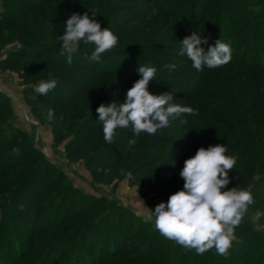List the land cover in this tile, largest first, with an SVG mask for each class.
<instances>
[{"label": "rangeland", "instance_id": "374dc122", "mask_svg": "<svg viewBox=\"0 0 264 264\" xmlns=\"http://www.w3.org/2000/svg\"><path fill=\"white\" fill-rule=\"evenodd\" d=\"M74 2H77V5L75 4L74 8L69 11L65 10L57 13L58 20H60V28H63V30L55 36L44 40L42 44H38L39 46L37 49H47L49 52L59 50L61 42L59 41L58 36L63 35L66 21L70 18L73 12L79 14L87 12L89 17L92 18L94 11L96 12L94 18L100 22L101 27L109 28L112 32H117V36L119 37L118 46L107 54L114 56L117 50H122L123 48H127L125 46L131 45L128 44V42L134 38L139 47L148 48L152 55L150 57L158 58L161 64L160 66L159 64H156L159 66L155 67L159 77H157V80L150 82L148 86L149 91L153 94L169 93V90L165 88L163 84L166 80L164 78L167 73L162 74V66L174 63L177 67L172 72H180V68L186 67L184 62L186 56H181L179 54L181 48L180 43L182 42L180 39V31L176 26H172L170 20L160 12L163 10L162 7H155L157 4H162L164 0H74ZM233 3L237 5L238 14L248 16V21L242 23L237 29V35L240 36V41L246 44V46H257L256 44H259V41L256 42L254 39L252 31L253 27L251 28V24H254L253 30L256 29L259 33L264 32L263 0H233ZM198 8V11L200 12L195 15L196 18L199 17L201 11L205 10L206 5H203V3L200 2ZM40 12L43 14H40L37 19L38 22L44 21L46 15L50 13L48 10H40ZM37 20L36 18H29L22 26L19 25L14 32L15 37L13 39H6V37L0 39V60L6 57L7 52L21 50L23 48L24 45L18 41V37L22 39L23 36H25L23 32L24 29H27L28 32L26 34L30 35V30H35L33 24H35ZM174 21L177 22L178 19H174ZM236 21L237 15L231 16L229 11H227V13L222 16L220 30L222 31L227 23ZM142 31H150V35L152 32L151 37L153 39L147 42H139L138 40L140 36H142ZM34 32H36V30ZM220 36L219 38H221ZM28 40L30 41H27L26 43H30V46L35 48V42L33 41L35 39L28 38ZM157 45L160 46V49L152 50V48ZM205 45L203 44L201 47L204 48ZM84 46H86V48H84ZM93 50V45L82 44L80 52L91 53ZM126 50L129 49H125L124 51ZM232 51L233 47L231 45V52ZM262 54L264 55V53ZM116 61L120 66L121 71L110 73L112 74L110 77L107 76L102 79L94 80L92 86L83 94L74 97L69 105L56 106L55 108L35 98L38 94H36L33 89L39 81L32 85H23L22 79L19 78L18 74L0 70V105L5 106L9 113L8 116L4 115L2 120L0 119V130L3 132L5 131L7 134L16 132L24 135L27 139V143L35 146L41 154L42 159L40 162H44L48 165V170L43 172V175L46 176L48 173L51 174V169H54L55 173L51 176L50 182L51 179L57 178V176H60L62 179L59 189L57 188L48 193L47 188L50 189V187L47 183H49V180L43 181L44 176H41L37 181H33V183L28 186L30 189L29 192H27L28 194L26 192L21 193L23 198H26V196L29 198V203L25 202L26 205L23 206L27 208V212L25 213L26 218L23 214L22 217L20 212H17L14 208L15 205L13 202L1 203L2 197L6 198L10 196L8 193V196L0 195V224L1 221L4 220L3 218L5 215L7 219L6 222L10 226L9 236L7 235V238H11L19 243L33 245V247H35V242L42 245L41 240L47 237L36 236L39 233H36L35 230H39L41 227L44 228L52 223L57 224L56 227L59 228L62 226L61 224L71 220L75 213L85 211L89 206L94 208V200L106 199L109 204L112 203L118 208V211H114L113 213L116 220L119 216L118 214H120V210H122L124 214L128 216L127 219L131 225L136 224L137 227H140L139 230L136 228L133 233L130 234L131 238L136 237L140 231H144L145 237H141L136 243H133L134 241L129 242L134 251L132 250L131 257L123 258L125 264H146L143 262H137L136 260L143 256L144 253L141 250L144 247H148V244H151V240H155V238H158L159 244L161 243V247L165 250L171 248L173 250V248L180 246L161 236L155 229L154 222H145V213H147L149 209L154 211L157 204L167 202L171 194L183 189L184 180L179 175L180 170H182V164L179 166L178 164L179 162L182 163V159L194 155L198 148H207L209 146L221 144L227 147L228 155H235L230 152V146L228 145V142L230 141L228 140V136H230L229 132L232 130L233 121L226 117H221L218 111H206V109H204L203 113V107L196 104V102H192L190 99L182 96H174L170 93L175 97L173 103L182 106H190L196 109L198 113L193 115L194 119L187 118L184 120L186 123H181L182 120H180V117L173 120L172 135L174 134L175 139L173 138L168 141V135L165 136L164 140H162V137L160 139L159 136L163 134L164 130L158 131L155 134L157 137L156 145L160 146L161 149L167 150L170 161L168 158H164L151 168L140 170L138 173L132 174L133 178L128 180L125 173L112 171L109 170V168L102 170L100 164H91V167H89L85 160L88 158L81 160L70 159L68 156L69 152L67 150V145L77 134H79V132L82 131V129H86L88 134L92 130L89 136H92L99 131L103 133V125L99 122V116L96 112V109L101 103H123L126 99L127 90L133 86L135 81L140 79L138 68L144 66L140 64V59L135 60L132 57L131 61L127 63L118 59ZM100 66L102 68L101 70L105 71L106 68L104 65L100 64ZM135 74L137 76H135ZM188 75L191 79L194 76L197 81L203 80V76L197 74L196 70L190 71V74ZM180 83L185 87H189L193 94L200 90L199 84L194 82V79L193 81H188L182 78ZM176 86L178 87V85ZM183 86H180V88ZM182 92L184 93V89H182ZM49 109L54 110V122H49L47 120ZM200 114L203 115L200 116ZM237 122L239 121H235L234 124ZM190 123H193L196 126L191 125L190 127ZM185 128H188L190 131L182 133L185 131ZM197 128L201 129L198 130ZM214 129H222L223 131L215 130L216 132H214ZM129 130L130 128L118 129L114 140L120 138L121 140L128 142L129 140L138 139L134 134H130L131 131ZM59 131L63 132L64 135L60 140L57 138ZM201 133H203L204 138L201 137ZM249 133L253 135V132ZM256 138L261 141L259 137L256 136ZM192 139L197 145L194 149L191 148L192 143L194 142ZM180 157L182 159H180ZM242 165V161L238 158L236 166L233 171L230 172V174H233V181L236 182L238 188L241 187L239 180L236 178L238 176L239 168ZM134 166L135 165L130 168H133ZM94 170H97V172L102 170L104 171V174L101 177H94ZM169 170H172L170 172L171 175L168 173ZM169 176H171V178H169ZM12 177H14L12 173L8 174V178ZM254 188L255 183H250L245 189L254 194ZM13 190L15 191V189ZM18 193H20V191H18ZM34 196L39 198L36 199ZM34 199L35 201L33 202L32 200ZM256 211L255 208L251 206L249 207L242 223L235 229L236 239L233 242L228 255H218L214 248L208 250L202 255H197L195 250L189 251L184 249L189 254L186 261H192L193 256H198L200 261L206 259L210 260L208 261V264H241V262H243L242 258L234 255L236 253L231 250L242 249L244 251L250 250L251 252H254L256 245L252 234L264 236V219L262 216L259 219H256ZM98 212L100 215L93 214L90 218L87 216L79 221H71L67 223L65 227L63 226L56 232L52 233L51 237L56 239L50 240L49 246L40 247L41 252L34 255L32 258H28V261H24L21 264H37L43 260L44 256H47L46 254L49 253V260L51 257H54L53 260L56 264H61V258L60 260L58 259L59 254L61 255L65 253L62 260H65L66 263L73 256H70V252H75L77 254L75 261L78 259L82 260V262L78 261L79 264H93L97 262L105 255L104 252H106L107 246L105 247V243L103 244L98 238H96L94 242L92 238L89 237L90 235H86L85 237L83 231L89 229L92 224H95V226L98 225L99 229L104 232L107 231L103 229L105 224L104 220L107 215L101 216L103 212V214H106V210L102 209L101 211L98 210ZM31 218L32 221H28ZM126 225L127 222L124 226H118L117 223L114 225L116 226V235L121 239H123L122 236L127 234L130 230L126 231V227H128ZM245 226L251 228V231L248 232ZM34 236H36L35 238L37 241H32L35 239ZM58 240H60V242H58ZM5 242L6 240H4L3 246L6 245ZM111 243L112 242L110 241L109 244L111 245ZM119 243H121V241H118L117 245H119ZM13 247L12 251L14 250ZM0 248V252L2 253L0 264H17L15 263L14 258L10 259V256L5 254L4 247L0 246ZM5 248L10 249L9 247ZM181 248L183 247L181 246ZM112 250L117 251L116 248ZM109 252H111V250ZM66 257L69 258L66 259ZM174 259L175 257L173 258V261ZM75 261H73V263L78 264ZM107 264H116V262L112 261V263L109 262Z\"/></svg>", "mask_w": 264, "mask_h": 264}, {"label": "trees", "instance_id": "16d2710c", "mask_svg": "<svg viewBox=\"0 0 264 264\" xmlns=\"http://www.w3.org/2000/svg\"><path fill=\"white\" fill-rule=\"evenodd\" d=\"M200 2L206 5V8L201 11L199 17L196 18L195 15L200 12L198 11ZM75 4L77 5V2H74V0H0V39L4 37H6V39H13L17 27L19 25L22 26L29 18H36L37 20L41 14L40 10H48L50 12L46 15L44 21L38 22L37 20L35 24H33L36 32H34L35 30H30V35H27L26 33L28 30H23L25 36H23L22 39L18 37V41L24 45L23 48L21 50L7 52L6 57L0 60V70L18 74L19 78L22 79V84L27 86L41 80L50 78L58 79V85L55 90L49 92L46 96H41L39 94L35 96L37 100L51 105L53 108L56 106L69 105L74 97H78L89 89L94 80L102 79L107 76L110 77L112 76L110 73L121 71L120 66L117 64V59L127 63L130 62L133 57L135 60L140 59V64L146 67L155 68L161 65L158 58L150 57L152 55L149 49L139 47L134 38L128 42V44L131 45L125 46L127 48H123L124 50H129H117L114 56L106 53L102 55L99 62L85 59V52H79L73 56V64L71 66L67 64V58L60 55L59 50L49 52L47 49H37L39 46L38 44H42L44 40L55 36L63 30V28H60V20H58L57 13L59 11H69L74 8ZM155 7L163 8L160 12L170 20L172 26L178 28L181 33V40L191 35L193 31H200L202 36L208 38L207 46L204 44L205 50H207L209 46L214 45L220 35V39L223 42L229 43L230 46L232 45V58L228 64L214 69L205 67L203 71L196 70L197 74L203 76V80L197 81L194 76L191 79L188 74L195 69L191 67V62L185 57L184 62L186 67L180 68L181 74L177 71L173 73L167 70L165 66H162V74L167 73L164 78L166 79L164 81L165 83L163 82V84L164 87L169 90V93H172L174 96H182L202 106L203 113L204 109H206V111H218L221 117H226L233 121L232 130L231 132L228 131L230 133V136H228V140H230L228 145L230 146V152L237 155L243 164L239 168L236 179L239 180L242 189L247 188L250 183H255L254 194H252L255 203L251 207L264 212V55L262 54L264 53V32L259 33L256 29L253 30L254 24H251V28L253 27L254 39L256 42L259 41V44H256L258 47L255 45L246 46V44L240 41V36L237 35V29L242 23L248 21V16L238 14L237 5L233 3V0H164L162 4H157ZM227 11H229L231 16L237 15V21L227 23L221 31L220 25L222 16L227 13ZM174 19H178V21L176 22ZM50 24L53 25L52 29L49 27ZM113 33L117 35V32L114 31ZM151 36L152 32L150 35V31H142V36H140L138 41H151L153 39ZM28 38L35 39L33 40L35 42V48L30 46V43H26L30 41ZM84 48H86V46H84ZM159 49L160 46L158 45L152 48V50ZM87 54L90 56L91 53ZM99 63L104 65L106 68L105 71L101 70L102 68ZM156 64H159V66ZM49 74H51V76ZM135 76L137 75L135 74ZM157 77H159V74H157ZM182 78L188 81H193L194 79V82L199 84L200 90L193 94L189 87H185L180 83ZM176 85H178V87ZM180 86L183 87L180 88ZM182 89H184V93ZM8 114L5 106L0 105V119L2 120V117H4V115L8 116ZM201 115L203 114H200V116ZM187 118L194 119V116L187 114H182L180 116V120L182 121ZM234 120L239 122L234 124ZM191 125L195 124L190 123V127ZM172 126L173 120L168 128L163 129V134H161L159 138L161 139L162 137V140H164L165 136L168 135V141L173 138L175 139L174 134L172 135ZM197 129L199 130L201 128ZM85 130L82 129V131L69 142L67 150L69 152L68 156L72 160L88 158L85 160L89 167H91V164H100L102 170L109 168V170L119 173H128L131 171V174H134L138 173L140 170L151 168L164 158H168L170 161L167 150L161 149L160 146L156 145V135L141 133L137 136L138 139H136L135 143L132 145L129 144V141L126 142L120 138H118L119 140H114L113 144L109 145L102 138V132L99 131L89 136L92 130L89 134L88 131ZM184 130L185 131L182 133L190 131L188 128ZM215 130L223 131L222 129H214L213 131L216 132ZM129 131H131L130 134H133L131 129ZM249 132H253V135ZM200 135L203 137V133ZM256 136L259 137L261 141H259ZM63 137V132L59 131L57 138L60 140ZM192 141L194 140L192 139ZM196 146L194 141L191 148L194 149ZM41 159V154L35 146L27 143V139L24 135L16 132L7 134L5 131L3 132L0 130V195H7V193L10 195H7L8 197L6 198L2 197L1 203L13 202L15 205L14 208L17 212H20L21 216L23 214L25 218L27 208L23 206L26 205L25 202L29 203V198L28 196L23 198L21 193L29 192L30 189L28 186L33 183V181H37L39 177L44 176L43 172L48 170V165L44 162L41 163ZM180 159L182 158L180 157ZM186 159L187 158L182 159V163L179 162L178 166L182 164L181 167L183 168ZM133 165L135 166L130 168ZM102 170L100 172L94 170V177H101L104 174ZM51 171V174L48 173V175L43 178V181L49 180V183H47L50 187V189L47 188L48 193L57 188L59 189L62 180L60 176H57V178L51 179L50 182L51 176L55 173L54 169H51ZM171 171L172 170L168 171L170 175ZM11 173L14 177L8 178V174ZM229 177L230 183L227 185V188L223 190L236 187V182L233 181V174H230V172ZM169 178H171V176H169ZM13 189H15V191ZM18 191H20V193H18ZM34 198L37 199L39 197L34 196ZM32 201L34 202L35 199ZM94 201V208L89 206L85 211L75 213L71 220L61 224L62 226L59 228L56 227L57 224L52 223L44 228L41 227L42 229L39 228V230H35L36 233L40 234L36 236L47 237L41 240L42 245L35 242V247L27 243L23 244L11 238H7V235L9 236L10 226L7 224V219L4 215V220H2L0 224V246L4 247L5 254L10 256V259L14 258L15 263L21 264L24 261H28V258H32L34 255L41 252L40 247L49 246V241L56 239L52 238L51 234L61 227H65L67 223L79 221L87 216L90 218L93 214H99L98 210L101 211L105 209L106 214H103V212L101 216L107 215L103 226V229L107 231H102L99 229L98 225L95 226V224H92L89 229L83 231L85 237L86 235H90L89 237H91L94 242L95 239L98 238L103 244L105 243V247L107 246L106 252H104L105 255L93 264H107L109 262L112 263V261L116 262V264H125L123 258L131 257V252L132 250L134 251L129 242L134 241L133 243H136L138 239L145 237L144 231H140L136 237L131 238L130 234L133 233L136 228L139 230L140 227H137L136 224L131 225V223L128 222V216L124 214L122 210H120V214H118L119 216L116 220L113 213L114 211H118V208L112 203L109 204L106 199ZM262 217L264 219V216ZM28 221H32V218ZM126 222V226H128L126 227V231L130 230L127 234H124L122 236L123 239H121L116 235V226L114 225L117 223L118 226H124ZM245 228L248 232L251 231V228L247 226H245ZM36 236H34V238ZM252 237H254L256 245L254 252L250 250L244 251L242 249L231 251L236 253L234 255L242 258L243 262H241V264H264V236L252 234ZM4 240H6L5 246H3ZM32 241L37 240L35 238ZM110 241L112 242L111 245L109 244ZM118 241H121L119 245H117ZM58 242H60V240H58ZM5 247H9L10 249ZM12 247L14 249L13 251ZM114 248H116L117 251H113L112 249ZM184 249L185 248H181V246H177L173 248V250L172 248L165 250L161 247V243L159 244L158 238H155V240H151V244H148V247H144L141 250L144 254L137 258L138 260L136 261L146 264H208V261H210L208 259L200 261L198 256H193L192 261H186L189 254ZM110 250L111 252H109ZM74 253L75 252L69 253L70 256L73 255L72 257L74 258L71 257L66 263L65 260H62L65 253L59 254L58 259L60 260L61 258V264H74L73 261H75L77 255ZM46 255L47 256H44L43 260L37 264H56L53 260L54 257H51L49 260L48 257H50V253ZM173 256L175 257L174 261ZM1 258L2 253L0 252V260ZM68 258L69 257H66V259ZM78 261L82 262V260L79 259L75 262L79 264Z\"/></svg>", "mask_w": 264, "mask_h": 264}, {"label": "clouds", "instance_id": "9594fccd", "mask_svg": "<svg viewBox=\"0 0 264 264\" xmlns=\"http://www.w3.org/2000/svg\"><path fill=\"white\" fill-rule=\"evenodd\" d=\"M95 15L94 11L92 18L87 12L73 13L67 19L64 33L58 39L61 42L59 53L67 58L68 65L73 64V56L80 52L82 44L94 46L90 56L85 53L84 57L96 62L118 46L119 37L109 28H102ZM49 27L52 29L53 25ZM207 43V37L200 31H193L180 43L179 54L186 56L197 71H203L205 67H222L231 61L229 43L219 38L205 50L201 45ZM176 67L174 63L165 65L169 71ZM138 73L140 79L127 90L123 103H101L96 109L103 125V139L109 145L113 144L118 129L130 128L135 136L141 133L155 135L182 114H198L190 106L173 103L175 97L170 93L153 94L149 91L150 82L157 80L156 68L140 66ZM57 85L56 78L41 80L33 91L46 96ZM47 120L54 122V110L49 109ZM134 143L135 140H129L130 145ZM227 151V147L221 144L198 148L194 156L184 161L179 173L184 180L183 189L171 194L167 202L157 204L154 211L149 209L145 213V222H154L161 236L186 250H195L197 255L213 248L218 255H228L236 239L235 229L255 200L250 191L237 186L223 190L230 183L229 172L238 161L237 156L228 155ZM125 175L128 180L133 178L130 172ZM261 216L264 212L257 210L256 219Z\"/></svg>", "mask_w": 264, "mask_h": 264}]
</instances>
